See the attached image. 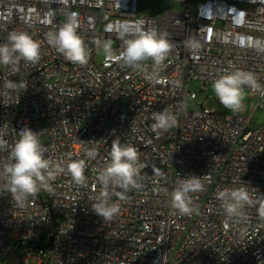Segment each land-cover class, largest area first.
Masks as SVG:
<instances>
[{"label": "built area", "instance_id": "2783aa9c", "mask_svg": "<svg viewBox=\"0 0 264 264\" xmlns=\"http://www.w3.org/2000/svg\"><path fill=\"white\" fill-rule=\"evenodd\" d=\"M169 1L179 9L155 17L140 13L137 0H0V44L12 32H27L40 46L36 63L0 65V132L7 141L0 169L24 128L36 133L45 158L87 163V187L61 174L51 192L41 189L23 203L0 194V264L19 248L22 264H264L258 205L245 208L246 220L230 221L216 198L239 187L254 200L264 195V124L253 128L237 114L186 107L196 99L191 81L204 87L226 71H251L264 85V0ZM69 16L88 53L83 65L46 38ZM125 27L166 34L171 50L159 83L108 59L94 43L111 40L118 52ZM245 92L255 95L254 109L264 110V96ZM165 109L177 125L158 135L151 117ZM116 139L134 146L147 166L139 190L111 197L120 211L104 221L92 210L101 191L97 170L110 162ZM87 149L97 151L96 159L86 157ZM191 175L204 191L190 194L194 211L182 215L169 194Z\"/></svg>", "mask_w": 264, "mask_h": 264}, {"label": "clouds", "instance_id": "9594fccd", "mask_svg": "<svg viewBox=\"0 0 264 264\" xmlns=\"http://www.w3.org/2000/svg\"><path fill=\"white\" fill-rule=\"evenodd\" d=\"M76 28L74 16H69L58 30L49 31L46 38L66 60L83 65L87 63L88 53ZM117 38L121 41L118 52L113 50L111 40L97 39L94 43L102 48L108 59L123 67L139 69L149 81L159 83V73L171 50L166 34L158 33L154 28L125 27L119 31ZM39 47L27 32H12L8 35L7 43L0 44V65H18L21 60L36 63L40 59ZM149 60L152 62L150 73L147 71ZM8 86L11 87V83ZM212 89L219 103L233 112L242 110L245 89L264 96V85L258 82L257 75L239 69L218 75L212 81ZM151 118L154 121L151 128L158 135L177 125V115L167 109L154 112ZM3 135L0 132V150L7 147ZM45 151L35 132L28 128L20 130L19 139L11 147L8 162L0 169V194L8 192L17 203H23L41 189L51 192V182L61 174H68L76 185L87 187L85 159L72 160L70 156L50 159L45 158ZM85 155L94 160L98 153L95 149H87ZM146 166L139 161L138 150L134 146L121 144L119 139L114 140L110 162L97 170L101 191L92 210L104 221H111L120 211V205L113 202L111 197L115 195L123 200L125 193L139 190L142 187L140 172ZM202 191L204 184L200 177L191 175L182 178L169 194L171 207L182 215H190L194 211L190 194ZM216 198L227 220H246L245 208L256 205L259 217L264 220V195L254 200L247 188L239 187L225 188L217 193Z\"/></svg>", "mask_w": 264, "mask_h": 264}, {"label": "rangeland", "instance_id": "374dc122", "mask_svg": "<svg viewBox=\"0 0 264 264\" xmlns=\"http://www.w3.org/2000/svg\"><path fill=\"white\" fill-rule=\"evenodd\" d=\"M138 11L146 15H152L155 17H160L165 14L166 9L178 10L179 6L175 3H171L169 0H137ZM103 51V50H102ZM100 55L97 56L99 60ZM189 89L195 93V100H188L186 102V107L188 109H194L198 104L204 108L214 112H220L225 115L237 114L245 118H249L251 127H258L264 124V110H256L255 102L256 97L254 94L245 92V98L243 100V108L238 112L230 111L224 108L215 96L212 89V84H207L202 87V84L197 81H191L189 84ZM40 131H45L43 125L39 126Z\"/></svg>", "mask_w": 264, "mask_h": 264}, {"label": "water", "instance_id": "95a60500", "mask_svg": "<svg viewBox=\"0 0 264 264\" xmlns=\"http://www.w3.org/2000/svg\"><path fill=\"white\" fill-rule=\"evenodd\" d=\"M55 218H54V215H52V226L53 228L55 227ZM25 248H19V249H16L14 251H12L8 261H7V264H22V258H21V255H22V252L24 251Z\"/></svg>", "mask_w": 264, "mask_h": 264}]
</instances>
